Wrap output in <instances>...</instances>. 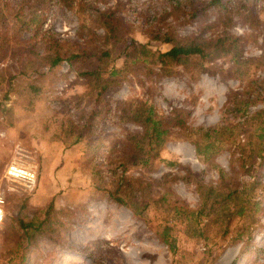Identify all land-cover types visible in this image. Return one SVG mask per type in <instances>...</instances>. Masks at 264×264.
I'll return each instance as SVG.
<instances>
[{
  "label": "rangeland",
  "instance_id": "374dc122",
  "mask_svg": "<svg viewBox=\"0 0 264 264\" xmlns=\"http://www.w3.org/2000/svg\"><path fill=\"white\" fill-rule=\"evenodd\" d=\"M6 1L7 14L10 9L18 8L26 24L20 25L18 21L13 25L8 15L0 21V103L14 106L10 117L6 113L3 126L9 119L15 125L16 119H23L18 117L29 113L31 117L51 113L62 120V129L68 123L83 125L81 133L96 145V152L88 150L91 161L86 164L78 161L72 168L69 155L59 157L57 152L50 153L43 140L26 141L23 131L27 121L19 124L22 130L0 125V194L4 197L0 264H19L18 257L23 252L25 258L21 264H172V255L157 236V224L161 220L158 212L150 208L142 216L133 215L127 207L107 198L104 190L95 189L92 182L97 183V176L87 174L86 168L94 165L97 172L106 176L99 185L111 187L113 168L120 170L115 166V156L124 147L117 143L108 157L110 145L115 139H124L126 132L140 131L137 124L123 117L122 106L132 108L137 100H145L159 116H172L173 109H180L185 112L183 120L188 128L235 123L241 118L233 116L225 102L231 93H242L248 81L233 77L227 71V61L217 59L192 72L176 66L170 76L155 72L144 75L141 68H130L98 96L94 92L83 95L86 77L76 74V64L69 66L63 60L48 70L44 59L51 42L58 40L64 48L67 41L75 39L72 12L56 5L54 0ZM172 5L171 0H89L92 10H114L122 27L132 26L138 40L145 39L138 34L143 29L171 30L178 36L196 34V22L186 12L175 11ZM259 6L263 8L257 28H247L236 20L229 30L244 37L242 56L254 58L257 64L254 76L264 77V0ZM32 14L37 21L36 18L30 21ZM210 17L211 13L204 23ZM88 37L91 44L96 43L95 36ZM150 44L159 50L166 48L159 42ZM120 62L121 58L117 59L116 65ZM28 100L32 105L30 111L23 108L28 106ZM91 110L96 115L88 122ZM186 130L171 127L164 137L158 158L172 161L173 165L158 161L148 171L133 168L124 174L142 186L147 181L149 186L145 190L149 195L166 192L171 199L195 207L197 183L214 184L218 174L215 167L197 160L186 140L190 130ZM17 148L20 152L16 154ZM10 160L34 173L31 187L5 177ZM213 161L225 176L241 177L226 151ZM258 179L262 182L258 192L264 204V162ZM50 201L52 208L46 229L37 232L27 245L20 242L16 219H42ZM259 221L260 225L251 228L248 237L223 241L214 247L206 263L264 264V213ZM177 243L179 249H186V264H195L205 248L196 240H185L181 234Z\"/></svg>",
  "mask_w": 264,
  "mask_h": 264
},
{
  "label": "trees",
  "instance_id": "16d2710c",
  "mask_svg": "<svg viewBox=\"0 0 264 264\" xmlns=\"http://www.w3.org/2000/svg\"><path fill=\"white\" fill-rule=\"evenodd\" d=\"M262 1L171 0L175 11L186 12L187 17L196 22L197 33L178 36L171 30L143 29L138 34L145 39L138 40L132 26L122 27L114 10H92L89 0H54L56 5L72 12L76 24L75 39L67 41L64 48L58 40L51 42L44 57L45 64L48 70L63 60L69 66L76 64V74L86 77L83 95L94 92L98 96L111 84H116L130 68H141L145 71L144 75L155 72L170 76L176 66L192 72L201 69L204 63L217 59L227 61V71L233 77L248 81L242 93H231L225 102L226 109L233 116L241 118L235 123L188 128L183 120V110L173 109L172 116H159L145 100H137L132 108L131 105L127 108L122 106L123 117L137 124L140 131L126 132L124 139H115L110 145L108 157L114 153L117 143L124 147L120 150L121 154L115 156V166L120 170L113 168L111 187L107 189L99 185L106 176L97 172L94 165L86 168L87 174L97 176V183L92 182L95 189L104 190L107 198L127 207L133 215L142 216L150 208L158 212L161 220L157 224V236L172 255V264L187 263L186 249H179L177 243L179 234L185 240H196L205 247L195 264H207L214 247L223 241H240L244 236H249L251 228L260 225L259 217L264 213V204L258 192L262 184L258 179L259 169L264 162V77L254 76L257 68L255 59L242 56L244 37L232 33L229 28L236 20L247 28H257L261 22L263 7L259 5ZM8 10L7 1L0 0V21L8 15L13 25L18 21L20 25L26 24L18 8L10 9V14H7ZM209 13L210 19L204 23ZM35 18L36 15L32 14L30 21ZM94 31L101 34L96 36ZM204 31L209 33L204 34ZM88 36H95L96 43L91 44L92 39ZM151 42L165 44L166 48H153ZM119 58L121 62L116 65ZM152 68L156 71H152ZM31 88L37 90V87ZM30 104L28 100V106L23 108L30 111ZM13 107L11 103H0V125L3 126L4 118L12 112ZM95 115L96 111L91 110L87 116L88 122ZM18 118L23 119H16L15 125L9 119L3 127L20 129L22 125L19 124L27 121L23 131L26 141L43 140L50 153L57 152L60 157L69 155L72 168L76 167L78 161L79 164L91 161L88 150L93 154L96 152V145H92L90 139H85L81 133L83 125L68 123L62 129V120L51 113L39 117H31L29 113ZM171 127L182 132L190 130H186L189 138L186 140L193 147L197 160L217 170L214 184L197 183L198 203L195 207L171 199L166 192L149 195L145 190L149 186L147 181L142 186L140 182L133 183L136 180L124 174L133 168L148 171L158 161L173 165L172 161L158 158L166 140L164 137ZM222 151L229 154L230 163L241 175L240 178L227 177L220 167H216L213 158ZM51 208L50 201L42 219H16L21 231L20 242L27 245L37 232L46 229ZM24 258L23 252L17 262L21 264Z\"/></svg>",
  "mask_w": 264,
  "mask_h": 264
},
{
  "label": "built area",
  "instance_id": "2783aa9c",
  "mask_svg": "<svg viewBox=\"0 0 264 264\" xmlns=\"http://www.w3.org/2000/svg\"><path fill=\"white\" fill-rule=\"evenodd\" d=\"M20 152V149L17 148L16 154ZM5 177L11 181H17L22 186L31 187L34 184L35 176L34 173L20 163L10 160L5 169ZM3 203L4 197L0 194V227L3 220Z\"/></svg>",
  "mask_w": 264,
  "mask_h": 264
},
{
  "label": "crops",
  "instance_id": "0c3cea01",
  "mask_svg": "<svg viewBox=\"0 0 264 264\" xmlns=\"http://www.w3.org/2000/svg\"><path fill=\"white\" fill-rule=\"evenodd\" d=\"M58 156L60 157V154H58Z\"/></svg>",
  "mask_w": 264,
  "mask_h": 264
}]
</instances>
